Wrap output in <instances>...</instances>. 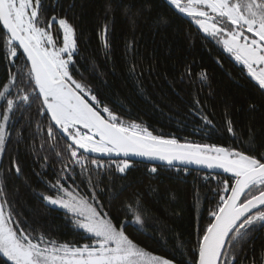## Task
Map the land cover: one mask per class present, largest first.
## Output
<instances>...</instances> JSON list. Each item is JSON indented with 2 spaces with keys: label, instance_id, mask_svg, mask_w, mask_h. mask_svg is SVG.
Here are the masks:
<instances>
[{
  "label": "trees",
  "instance_id": "trees-1",
  "mask_svg": "<svg viewBox=\"0 0 264 264\" xmlns=\"http://www.w3.org/2000/svg\"><path fill=\"white\" fill-rule=\"evenodd\" d=\"M42 5L45 24L55 15L67 19L75 29L78 54L72 66L74 77L126 122L135 121L154 135L181 143L264 154V90L216 40L165 0H42ZM52 32L62 44L58 24ZM6 57L0 32V90L11 72L17 80L9 98L17 96V88L31 92L25 75L28 66L20 51L11 60ZM201 73L206 74V80L200 79ZM4 107L6 100H0V119ZM41 111L35 97L29 105L16 107L0 157V186L21 226L34 236L43 233L60 243H90L64 209L48 205L41 195L56 194L50 185L67 165L64 186H73L90 203L94 201L89 189L95 186L103 211L117 226L127 221L125 232L135 243L173 264H193L198 240L211 220L209 212L219 201L223 181L231 178L132 162L121 175L116 165L109 163L111 158L89 154L85 155L91 175L82 174L78 165L69 163L70 141L55 128V139L49 140L50 118ZM202 115L211 124H205ZM229 120L235 136L227 130ZM91 158L104 162L105 168L93 167ZM13 161L20 167L19 174ZM151 167L157 172L151 173ZM137 200L148 212L143 229L132 222L124 207L126 203L135 206ZM229 251L235 253L233 264H264V227L256 226Z\"/></svg>",
  "mask_w": 264,
  "mask_h": 264
},
{
  "label": "snow or ice",
  "instance_id": "snow-or-ice-1",
  "mask_svg": "<svg viewBox=\"0 0 264 264\" xmlns=\"http://www.w3.org/2000/svg\"><path fill=\"white\" fill-rule=\"evenodd\" d=\"M167 3L192 18L199 30L216 40L264 90V0H167ZM42 8V0H0V32L6 58L11 60L22 50L29 66L26 83L31 88V92L17 88V96L9 98L17 80L16 74L10 72L8 82L0 90V100H6L0 119V155L6 148L11 114L19 104L29 105L35 97L40 102L41 114L50 118L49 140L55 139V128L70 141L69 163L78 165L82 174L91 175L87 167L89 157L85 154L121 157L109 161L121 175L132 166L129 157L158 160L169 166L180 162L221 170L231 180L223 181L219 201L210 210L211 220L194 250L193 264H233L235 253L229 250L246 240L256 226L264 227V154L257 156L214 144L181 143L175 138L154 135L135 121L126 122L102 105L88 85L74 77L72 66L78 54L75 29L67 19L55 15L45 24ZM54 24H58L62 33V44L53 35ZM106 33L107 26L105 48ZM200 79L206 80V74L201 73ZM196 103L199 106V101ZM201 118L205 124H211L207 116ZM227 130L235 136L230 120ZM90 162L98 170L105 168V163L97 158H91ZM12 167L20 173L16 161ZM149 171L156 173L157 168L151 167ZM67 172V165L62 166L60 177L50 185L56 192L54 196L41 195L48 205L64 209L74 227L82 230L90 243L76 246L49 239L43 233L34 236L13 215L0 186V264H173L135 243L125 232L127 221L117 226L96 199L95 186L89 189L94 203L73 186L65 187L62 180ZM124 207L132 215V222L143 229L148 212L140 201L135 206L126 203Z\"/></svg>",
  "mask_w": 264,
  "mask_h": 264
},
{
  "label": "water",
  "instance_id": "water-1",
  "mask_svg": "<svg viewBox=\"0 0 264 264\" xmlns=\"http://www.w3.org/2000/svg\"><path fill=\"white\" fill-rule=\"evenodd\" d=\"M165 1L167 2V0H165ZM172 9L175 12H177V10L174 7H172ZM180 15H182V14H180ZM182 16L188 17L186 15H182ZM19 51H20L21 55L23 56L22 50H19ZM23 58L26 61V58L24 56H23ZM115 159H118L119 160V159H121V157H115ZM128 159L132 163H143L145 165H151V166H168V167H175V168H184V169L193 170V171H199V172H204V173H208V174H215V175H221V176H228V177H230L228 174L223 173L221 170H209V169H206V168H203V167H200V166H197V165H193V164H184V163H180V162H174L173 165L169 166L166 163L161 162V161H158V160H148V159L137 158V157H129Z\"/></svg>",
  "mask_w": 264,
  "mask_h": 264
},
{
  "label": "rangeland",
  "instance_id": "rangeland-1",
  "mask_svg": "<svg viewBox=\"0 0 264 264\" xmlns=\"http://www.w3.org/2000/svg\"><path fill=\"white\" fill-rule=\"evenodd\" d=\"M178 12V11H177ZM179 13V12H178ZM180 14H182V13H180ZM182 15H184V14H182ZM192 19V18H191ZM194 22V21H193ZM195 23V22H194ZM198 26V25H197ZM199 28V27H198ZM222 47V46H221ZM223 48V47H222ZM231 56V55H230ZM232 57V56H231ZM232 59L234 60V58L232 57ZM235 61V60H234ZM242 67H243V65H241ZM244 68V67H243ZM245 70V72H246V74H247V70L246 69H244ZM82 151V150H81ZM89 155H93V156H97V157H106V156H99V155H97V154H89ZM0 157H1V155H0ZM108 158H110V157H108ZM111 159L113 160V161H116V160H118V159H115V156H113V157H111Z\"/></svg>",
  "mask_w": 264,
  "mask_h": 264
},
{
  "label": "flooded vegetation",
  "instance_id": "flooded-vegetation-1",
  "mask_svg": "<svg viewBox=\"0 0 264 264\" xmlns=\"http://www.w3.org/2000/svg\"><path fill=\"white\" fill-rule=\"evenodd\" d=\"M192 20V19H191ZM193 21V20H192ZM236 62V61H235ZM237 63V62H236ZM238 64V63H237ZM241 66V64H238ZM242 67V66H241ZM243 68V67H242ZM244 69V68H243ZM59 211H63L62 209H59ZM64 212V211H63Z\"/></svg>",
  "mask_w": 264,
  "mask_h": 264
}]
</instances>
